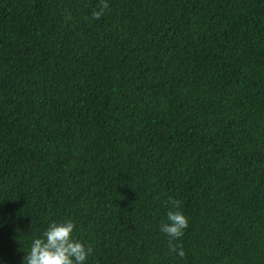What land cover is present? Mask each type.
Here are the masks:
<instances>
[{
  "label": "trees",
  "instance_id": "obj_1",
  "mask_svg": "<svg viewBox=\"0 0 264 264\" xmlns=\"http://www.w3.org/2000/svg\"><path fill=\"white\" fill-rule=\"evenodd\" d=\"M106 2L0 0V264H264V0Z\"/></svg>",
  "mask_w": 264,
  "mask_h": 264
},
{
  "label": "clouds",
  "instance_id": "obj_2",
  "mask_svg": "<svg viewBox=\"0 0 264 264\" xmlns=\"http://www.w3.org/2000/svg\"><path fill=\"white\" fill-rule=\"evenodd\" d=\"M108 7L106 0H100L99 11H93V18L100 19ZM168 203L177 210L167 212V222L161 224L160 230L169 238V251L183 258L185 256L183 247L175 241L184 235L188 219L178 210L180 201L170 198ZM75 227L71 220L49 224L42 237L32 241L23 264H86L93 250L90 245L86 246L73 237Z\"/></svg>",
  "mask_w": 264,
  "mask_h": 264
}]
</instances>
